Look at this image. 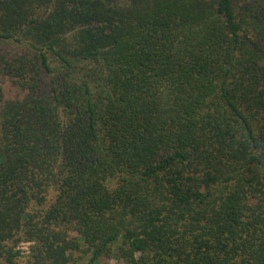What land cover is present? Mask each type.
Returning <instances> with one entry per match:
<instances>
[{
    "label": "trees",
    "instance_id": "16d2710c",
    "mask_svg": "<svg viewBox=\"0 0 264 264\" xmlns=\"http://www.w3.org/2000/svg\"><path fill=\"white\" fill-rule=\"evenodd\" d=\"M264 264V0H0V264Z\"/></svg>",
    "mask_w": 264,
    "mask_h": 264
},
{
    "label": "rangeland",
    "instance_id": "374dc122",
    "mask_svg": "<svg viewBox=\"0 0 264 264\" xmlns=\"http://www.w3.org/2000/svg\"><path fill=\"white\" fill-rule=\"evenodd\" d=\"M30 242H24L20 241L16 245V249L19 251L20 257L18 258V261L20 264H25L24 259L26 258V255L29 253L30 250ZM96 264H124L121 262H116L114 259L102 257L98 260V263Z\"/></svg>",
    "mask_w": 264,
    "mask_h": 264
}]
</instances>
